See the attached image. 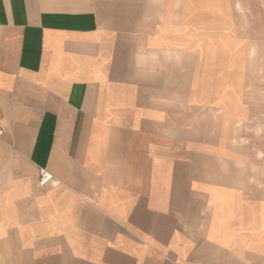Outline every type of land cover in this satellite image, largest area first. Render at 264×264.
Masks as SVG:
<instances>
[{"label": "crops", "instance_id": "crops-1", "mask_svg": "<svg viewBox=\"0 0 264 264\" xmlns=\"http://www.w3.org/2000/svg\"><path fill=\"white\" fill-rule=\"evenodd\" d=\"M0 128V264H264V0H0Z\"/></svg>", "mask_w": 264, "mask_h": 264}, {"label": "built area", "instance_id": "built-area-1", "mask_svg": "<svg viewBox=\"0 0 264 264\" xmlns=\"http://www.w3.org/2000/svg\"><path fill=\"white\" fill-rule=\"evenodd\" d=\"M3 129L0 128V138L3 135ZM54 182L53 175L47 170V169H40L39 170V181L38 185L42 188H45L49 184H52Z\"/></svg>", "mask_w": 264, "mask_h": 264}]
</instances>
